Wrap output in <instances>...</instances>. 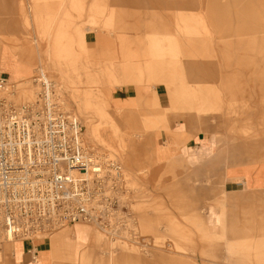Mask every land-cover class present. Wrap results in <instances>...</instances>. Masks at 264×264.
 <instances>
[{
	"label": "rangeland",
	"instance_id": "374dc122",
	"mask_svg": "<svg viewBox=\"0 0 264 264\" xmlns=\"http://www.w3.org/2000/svg\"><path fill=\"white\" fill-rule=\"evenodd\" d=\"M38 68L124 166L155 245L113 251L76 223L49 238L87 235L63 264H264V0H0V70L21 87ZM231 164L247 186L228 193ZM22 256L8 242L0 264Z\"/></svg>",
	"mask_w": 264,
	"mask_h": 264
},
{
	"label": "built area",
	"instance_id": "2783aa9c",
	"mask_svg": "<svg viewBox=\"0 0 264 264\" xmlns=\"http://www.w3.org/2000/svg\"><path fill=\"white\" fill-rule=\"evenodd\" d=\"M36 71L30 97L0 76V254L21 240L36 260L34 241L75 223L94 226L116 251H149L154 239L141 230L124 166L86 142L52 75Z\"/></svg>",
	"mask_w": 264,
	"mask_h": 264
},
{
	"label": "crops",
	"instance_id": "0c3cea01",
	"mask_svg": "<svg viewBox=\"0 0 264 264\" xmlns=\"http://www.w3.org/2000/svg\"><path fill=\"white\" fill-rule=\"evenodd\" d=\"M3 75L8 77L9 79L11 77V73L9 71H7L6 69L0 70V76H3ZM156 90H157V96H158V100H159L160 105H162V106L167 105L169 101L167 100V98L165 96L164 85L163 86H160V85L157 86ZM128 91H130V89L127 88L126 92H128ZM199 139L201 140L204 138H201L199 135ZM192 140L194 142H196L195 141L196 139L194 140V138H193ZM199 144H200V142H196V145H198V148L200 146ZM185 147L187 148V150L190 149V146H188V145ZM240 170H241V166L237 165V164H235V165L231 164L230 166H228L226 168L225 173H224V178H223L224 179V187H225L226 192H228V193L232 192V191L235 192L238 190V188L241 185L247 186V179H246L245 175ZM230 171H236V172H233L232 174H228ZM262 188H264V187H260L258 189H262ZM63 230L66 231L67 229H63ZM67 232H70L69 238H68V236H65L64 238L61 237L60 239H57V240L52 239L51 244H50V239L39 241L38 244H34L35 248L37 249V255L41 251H49V249H50V251L53 253V255L50 254L51 258L54 259L56 257V254H57V256L60 255L61 256L60 262L62 264L64 263V261L66 259H68L67 255H68V257L69 256H71V257L75 256L79 252V250L81 249V248H79L81 240H84L87 235L78 234L77 233L78 231L74 227H72L70 229V231H67ZM58 240H62V242H60ZM79 240H80V242H78ZM29 247H30V244L28 242H24V241L22 242L23 256L19 257L15 261V264H29V263H32L34 261V260H32L31 254L28 251ZM73 252H75L76 254L73 255ZM54 255H55V257H53Z\"/></svg>",
	"mask_w": 264,
	"mask_h": 264
},
{
	"label": "bare ground",
	"instance_id": "6f19581e",
	"mask_svg": "<svg viewBox=\"0 0 264 264\" xmlns=\"http://www.w3.org/2000/svg\"><path fill=\"white\" fill-rule=\"evenodd\" d=\"M36 41V40H35ZM61 78H59V81H57L56 80V84H57V86L59 87L58 88V92H59V95L61 96V97H63V86L60 84V83H62L61 82V80H60ZM10 80H13V81H15V82H17V79H15V78H13V77H10ZM59 82V83H58ZM19 85H20V83H18ZM19 89H20V94L21 95H25L26 97H30V96H32L33 94H34V89H36L35 87H34V85H32L30 82H26L25 83V85H22L21 87L19 86ZM24 96V97H25ZM85 124H86V122H85ZM87 126V125H86ZM87 130V132H86V134H89V138L91 139V140H93L94 139V136L91 134V133H89V131H88V129H86ZM108 155L109 156H111V154L110 153H108ZM112 158H113V156H111ZM114 159H116V158H114ZM76 224V223H75ZM75 224H73V225H75ZM79 225V224H78ZM89 226V225H88ZM90 227V226H89ZM66 228V227H65ZM65 228H63V229H65ZM91 228V227H90ZM62 229V230H63ZM92 229V228H91ZM61 231V230H60ZM98 231V230H97ZM99 234H100V236L102 237V239L104 240V241H106L108 244H109V247H112L111 249L113 250V251H116V250H114V247H113V244L105 237V235H103V234H101V232L99 231L98 232ZM12 241H18V240H12ZM12 241H10V242H12ZM21 241V240H20ZM8 243V242H7ZM6 243V244H7ZM108 253H110V252H113V251H111L109 248H108ZM1 255V254H0ZM38 259H39V254L37 255V257H36V260H34L33 262L34 263H37L38 262Z\"/></svg>",
	"mask_w": 264,
	"mask_h": 264
}]
</instances>
